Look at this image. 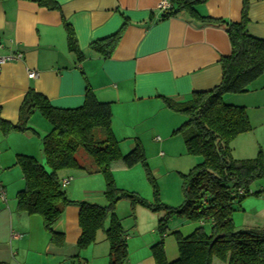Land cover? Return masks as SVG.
Listing matches in <instances>:
<instances>
[{
	"label": "crops",
	"instance_id": "0c3cea01",
	"mask_svg": "<svg viewBox=\"0 0 264 264\" xmlns=\"http://www.w3.org/2000/svg\"><path fill=\"white\" fill-rule=\"evenodd\" d=\"M164 1L168 0H57L60 11L28 1H0V57L23 55L21 60L1 66L0 120L16 125L30 90L47 97L55 108L75 109L83 105L89 88L99 102L111 104L112 130L122 154L131 152L137 143L143 146L146 136L175 133L187 118L171 111L164 99L182 104L189 102L193 93L218 86L222 80L220 60L230 55L231 45L225 25L203 22L187 13L163 19ZM247 3L248 33L264 39V0ZM243 6L244 0H209L194 10L201 18L237 23ZM65 23L74 30L84 56L81 62L68 49ZM121 30L111 58L104 59L91 48L94 42ZM29 71L37 76L30 78ZM224 102L244 107L248 113L253 130L239 136L231 148L235 159H249L261 143H254L251 134L257 115L264 116V75L245 93L225 95ZM29 126L31 131L8 135L0 129V186L6 192V201L0 199V264H79L78 255L90 264L100 253L101 264H109L105 237L87 252L77 247L82 234L77 203L106 206L101 174L60 172V179H70L64 191L68 200L75 202L54 225V231L64 235L63 247L52 244L40 216L17 210V194L25 188L17 158L24 155L41 162V139L52 129L38 112ZM155 142L160 143L161 138L156 136ZM79 160L92 170L86 155H79ZM196 161L199 165L203 158L197 156ZM114 172L119 185L117 175L123 171ZM124 229L128 245L131 236L125 223ZM147 255L146 251L136 264H155ZM127 264H132L129 259Z\"/></svg>",
	"mask_w": 264,
	"mask_h": 264
},
{
	"label": "trees",
	"instance_id": "16d2710c",
	"mask_svg": "<svg viewBox=\"0 0 264 264\" xmlns=\"http://www.w3.org/2000/svg\"><path fill=\"white\" fill-rule=\"evenodd\" d=\"M5 1V0H0ZM37 4L49 11H60L57 0H20ZM171 7L162 18L187 13L208 23L225 25L231 45V53L220 60L222 80L209 91L195 92L186 103L164 99L173 112L184 115L186 122L174 133L184 138L186 151L191 156L203 158L189 173L182 175L184 201L178 208H170L159 202V191L146 162L145 149L141 143L128 154H122L120 142L112 130V107L99 102L89 88L84 103L75 109H59L49 99L30 90L22 103L19 122L10 125L0 120L4 135L10 132H28L30 119L35 112L47 120L52 129L41 139L42 150L52 173H46L41 162L33 157L18 156L25 188L17 194V210L29 216H40L45 230L51 235L52 244L63 247L64 235L54 231L65 208L74 204L69 201L63 180L59 174L65 170H86L99 173L105 182L106 206L79 202V226L82 234L77 242L80 252L96 243L98 233L104 232L109 244V264H127L128 245L123 220L116 214L122 200L132 207L143 206L153 211L164 210L159 220L161 240L151 247L155 264H212L214 259L224 264H264V230L237 229L233 215L242 201L258 196L263 191L251 192L250 186L264 179V154L260 150L254 159L237 160L232 155L231 144L241 135L252 132L248 113L244 107L224 102L227 94H243L246 89L264 75V39L248 33V3L244 0L241 21L228 23L222 20L201 18L194 8L209 0H168ZM68 49L78 62L84 59L79 50L72 27L65 23ZM123 30L106 39L96 41L91 48L104 59L112 57ZM84 151L92 162L87 170L79 160V151ZM132 168L144 166L148 180L153 184L156 204L147 203L136 193L118 188L113 170L116 165ZM174 217L184 218L199 226L188 236L175 231L179 256L168 261L164 239L168 222ZM209 225V231L205 226ZM79 264H87L78 255Z\"/></svg>",
	"mask_w": 264,
	"mask_h": 264
},
{
	"label": "rangeland",
	"instance_id": "374dc122",
	"mask_svg": "<svg viewBox=\"0 0 264 264\" xmlns=\"http://www.w3.org/2000/svg\"><path fill=\"white\" fill-rule=\"evenodd\" d=\"M255 111L256 110L253 109L252 112L256 114ZM178 115L184 116L182 114ZM254 125L256 129L253 134H251V138L254 143H258V141L261 143L260 146L256 145L257 147L255 148L257 149L253 153V157L249 159L256 158L260 149H262L264 154V116L257 115ZM156 136L161 138L160 143L155 142ZM146 137L145 143H143L147 159L146 162L157 184L159 202L170 208H178L184 201L182 175L189 173V171L197 165V156H191L187 153L183 136L181 134H174L173 131L168 137H164L162 134H156L154 136L149 135ZM79 155H86V153L81 150L79 151ZM86 157L88 156L86 155ZM115 170L123 171L117 176L119 177V185L124 187L119 186L116 182L118 188L136 193L149 204H156L154 187L148 180L143 165L138 164L132 168L116 166L113 170V174ZM250 191L263 192L258 196L251 195L242 201L240 209L237 207L238 210L233 215L235 225L239 230H264V179L252 183ZM76 192L78 193L79 191L76 189ZM105 202L107 204L106 198ZM115 211L117 216L123 220V225L125 223L127 228H129L131 238L128 242V259L130 262L136 264L144 258L146 251L148 255L150 254V256H152L151 247L153 243H157L161 240V236L158 232V223L159 220L164 217L165 211H153L140 205L133 208L128 200L120 201ZM198 226L199 224L187 222L184 218L174 217L170 219L168 222V234L164 239L166 255L170 262L176 260L179 256L177 243L172 233L179 231L184 236H188ZM209 228V225L205 226L207 231H209ZM101 237H105L103 231L98 233L97 243L102 242L100 240ZM90 248H93V246H90ZM90 248L84 251L87 252ZM97 258L95 262H90V264H101L103 261L102 254L100 253L97 255ZM88 262L86 261L87 264ZM212 264L224 263L214 259Z\"/></svg>",
	"mask_w": 264,
	"mask_h": 264
},
{
	"label": "built area",
	"instance_id": "2783aa9c",
	"mask_svg": "<svg viewBox=\"0 0 264 264\" xmlns=\"http://www.w3.org/2000/svg\"><path fill=\"white\" fill-rule=\"evenodd\" d=\"M171 7V5L168 3V1H164L163 5H162V9L164 11L166 10H169ZM23 58V55L22 54H12L10 56H7V57H0V73H1V66L7 62H10V61H17V60H21ZM37 76L36 72L34 71H29V77L30 78H35ZM70 179L69 180H63L62 181V186L63 187H66V185L69 183ZM0 199L2 201H6V192H5V189L3 187L0 186Z\"/></svg>",
	"mask_w": 264,
	"mask_h": 264
},
{
	"label": "water",
	"instance_id": "95a60500",
	"mask_svg": "<svg viewBox=\"0 0 264 264\" xmlns=\"http://www.w3.org/2000/svg\"><path fill=\"white\" fill-rule=\"evenodd\" d=\"M41 165L45 169L46 173H48V174H51L52 173L51 169L47 165V159H46V155H45L44 151H42V161H41Z\"/></svg>",
	"mask_w": 264,
	"mask_h": 264
}]
</instances>
